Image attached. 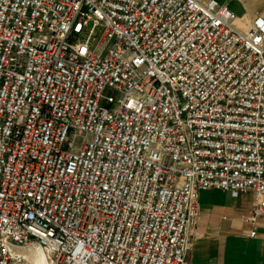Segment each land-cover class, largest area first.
<instances>
[{"label": "built area", "instance_id": "obj_1", "mask_svg": "<svg viewBox=\"0 0 264 264\" xmlns=\"http://www.w3.org/2000/svg\"><path fill=\"white\" fill-rule=\"evenodd\" d=\"M219 0H0V264H194L200 192L264 214V16Z\"/></svg>", "mask_w": 264, "mask_h": 264}, {"label": "crops", "instance_id": "obj_2", "mask_svg": "<svg viewBox=\"0 0 264 264\" xmlns=\"http://www.w3.org/2000/svg\"><path fill=\"white\" fill-rule=\"evenodd\" d=\"M237 14L236 23L250 27L257 16H264V0H219ZM238 6V10L234 5ZM201 214L192 229L194 264H264V214L256 224L246 215L254 202L251 191L233 195L220 188L202 189Z\"/></svg>", "mask_w": 264, "mask_h": 264}, {"label": "rangeland", "instance_id": "obj_3", "mask_svg": "<svg viewBox=\"0 0 264 264\" xmlns=\"http://www.w3.org/2000/svg\"><path fill=\"white\" fill-rule=\"evenodd\" d=\"M234 5V8L238 10V6ZM26 258L22 264H53L48 258L46 253L39 246H31L25 249ZM45 253V254H44Z\"/></svg>", "mask_w": 264, "mask_h": 264}, {"label": "bare ground", "instance_id": "obj_4", "mask_svg": "<svg viewBox=\"0 0 264 264\" xmlns=\"http://www.w3.org/2000/svg\"><path fill=\"white\" fill-rule=\"evenodd\" d=\"M45 254V253H44Z\"/></svg>", "mask_w": 264, "mask_h": 264}]
</instances>
